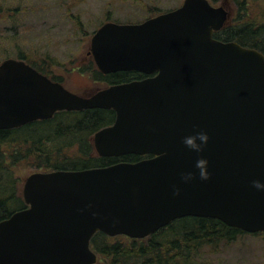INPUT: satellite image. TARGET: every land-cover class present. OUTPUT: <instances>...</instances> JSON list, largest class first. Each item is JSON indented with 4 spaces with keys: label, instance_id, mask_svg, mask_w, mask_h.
Returning a JSON list of instances; mask_svg holds the SVG:
<instances>
[{
    "label": "water",
    "instance_id": "obj_1",
    "mask_svg": "<svg viewBox=\"0 0 264 264\" xmlns=\"http://www.w3.org/2000/svg\"><path fill=\"white\" fill-rule=\"evenodd\" d=\"M227 18L208 0H184L141 23L103 24L91 39L98 71L147 77L89 97L23 61L0 64V130L61 111L113 110V123L93 135L97 155L151 156L30 174L22 186L27 207L0 221V264H95V233L143 239L184 217L264 232V191L251 183L264 181V55L214 39ZM200 130L209 141L197 153L183 137ZM201 155L207 180L195 167ZM188 171L196 175L184 182Z\"/></svg>",
    "mask_w": 264,
    "mask_h": 264
},
{
    "label": "trees",
    "instance_id": "obj_2",
    "mask_svg": "<svg viewBox=\"0 0 264 264\" xmlns=\"http://www.w3.org/2000/svg\"><path fill=\"white\" fill-rule=\"evenodd\" d=\"M233 3L235 17L226 22L221 30L214 32L213 37L222 42H235L242 47L256 49L264 55V12L258 11L259 7L264 8V0H233ZM24 58L19 55V59ZM90 65L81 72L90 73L92 81L103 83L106 87L145 77L137 72L103 75L92 63ZM32 66L38 70V67ZM53 80L60 82L57 78ZM114 119L113 110L62 111L47 120L0 130V221L26 208L18 189L16 171L19 166L39 172L78 171L119 162L135 163L150 157L126 155L103 158L95 154L92 144L94 133L111 125ZM72 147L76 149L69 155L68 150ZM243 234L247 233L217 219L184 217L143 239L108 237L97 232L90 240V247L98 256L96 264H192L194 250L204 245L217 248Z\"/></svg>",
    "mask_w": 264,
    "mask_h": 264
},
{
    "label": "rangeland",
    "instance_id": "obj_3",
    "mask_svg": "<svg viewBox=\"0 0 264 264\" xmlns=\"http://www.w3.org/2000/svg\"><path fill=\"white\" fill-rule=\"evenodd\" d=\"M235 17L233 0H209ZM183 0H0V63L22 55L45 63L62 86L82 97L106 87L81 72L94 62L90 54L94 33L106 22L140 23L154 14L179 7ZM263 7V6H262ZM259 7V12L264 8ZM96 67V66H95ZM76 147L68 150L72 155ZM17 169V168H16ZM33 168H19L18 189ZM22 195V193H21ZM195 254V255H194ZM192 264H264V234L236 237L220 247L204 245L194 250Z\"/></svg>",
    "mask_w": 264,
    "mask_h": 264
},
{
    "label": "clouds",
    "instance_id": "obj_4",
    "mask_svg": "<svg viewBox=\"0 0 264 264\" xmlns=\"http://www.w3.org/2000/svg\"><path fill=\"white\" fill-rule=\"evenodd\" d=\"M209 141V135L207 131L200 130L193 135H187L183 137V143L189 149L195 150L197 153L203 152L205 146ZM196 169H198L199 178L201 180H207L210 176L208 171V160L204 156H199L195 163ZM196 173L188 171L181 174V178L184 182H189L195 177ZM253 187L258 191H264V181L255 179L251 181ZM176 194L179 193V189H175Z\"/></svg>",
    "mask_w": 264,
    "mask_h": 264
},
{
    "label": "flooded vegetation",
    "instance_id": "obj_5",
    "mask_svg": "<svg viewBox=\"0 0 264 264\" xmlns=\"http://www.w3.org/2000/svg\"><path fill=\"white\" fill-rule=\"evenodd\" d=\"M16 60H19V61H23L24 63H26V64H28L29 66H31L32 68H34L35 70H37L35 67H33L32 65H34V66H36V67H38V72L39 73H41V71L43 72V73H41V74H43V75H45L46 77H48V78H50L52 81H55V80H53V78H57L58 80H60V78L59 77H57L55 74H53L51 71H48L47 70V68H46V65H45V63H41V62H36V63H34V62H31V61H29V60H27L26 58H24V59H19V57H17V59ZM61 81V80H60ZM57 82V81H56ZM62 83V82H61Z\"/></svg>",
    "mask_w": 264,
    "mask_h": 264
}]
</instances>
